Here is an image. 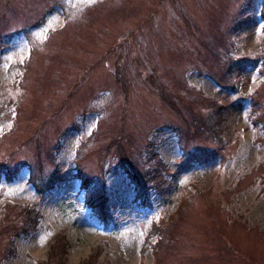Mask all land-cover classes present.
Returning a JSON list of instances; mask_svg holds the SVG:
<instances>
[{"label": "rangeland", "instance_id": "rangeland-1", "mask_svg": "<svg viewBox=\"0 0 264 264\" xmlns=\"http://www.w3.org/2000/svg\"><path fill=\"white\" fill-rule=\"evenodd\" d=\"M241 3L246 13L227 36L234 44L208 55L200 35L223 36ZM0 35V163L12 173L0 169V217L29 207L37 214L31 231L0 232V264H47L55 251L61 264H264V0H0ZM117 65L127 74L126 99ZM151 73L177 93L171 76L217 99L220 139L207 123L208 132L192 136L190 114L159 99L146 82ZM190 106L202 121L208 111ZM120 112L128 130L116 137L110 115ZM103 129L127 150L151 139L165 191L151 183L137 194L116 154L99 178ZM51 150L57 179L37 190L53 171ZM76 167L94 182L87 190ZM98 180L109 223L88 200ZM189 190L196 198L158 259L152 227Z\"/></svg>", "mask_w": 264, "mask_h": 264}, {"label": "trees", "instance_id": "trees-1", "mask_svg": "<svg viewBox=\"0 0 264 264\" xmlns=\"http://www.w3.org/2000/svg\"><path fill=\"white\" fill-rule=\"evenodd\" d=\"M246 7L244 3H241L234 13V18L232 19V25L224 32V35L221 36L219 34H211L212 37L200 35V39L198 40L202 46H205V50L207 51L208 55L213 54L214 57L217 58V55H220V51L218 50V45H233V40H227V36L231 37L233 36L235 32V24L239 23L240 20L244 14L246 13ZM216 17H212L211 23L215 21ZM185 27L189 31V33H195V30H198L197 23H191L186 17L183 18ZM133 32V31H131ZM226 37V39H225ZM2 36L0 35V39ZM2 43V41H0ZM115 47H119L115 45ZM227 49V48H226ZM114 50V48H113ZM128 55H132V52H128ZM151 58V56H150ZM229 58V57H228ZM139 61V64L141 63L140 59H137ZM218 60V59H217ZM229 59L227 60V62ZM226 63V62H225ZM227 64V63H226ZM225 65V64H224ZM229 66V65H228ZM225 69L226 74L229 73L228 70ZM23 69L27 68V64H24L22 66ZM89 70H87L88 72ZM261 73L264 75V68L261 69ZM42 74L38 71V76H41ZM115 81L117 84L120 85L121 90L123 91V98L126 99L128 94V80H127V74L124 72L123 68L118 66L116 67L114 71ZM173 86L177 89L178 93L168 84L163 82L159 77H157L154 73H151V75H148L146 78V82L149 83V86L152 90H155L157 92V95L159 99H161L166 105L177 109L176 107H182V110L188 112L189 118H191V122H186L188 129L191 130L190 134L195 137H202V134L200 133L201 130L203 132H208L209 129L213 130L212 136H215L217 139H220V134L222 131L221 124L223 123V105L220 104L217 99H214L211 96L204 95L201 91L196 89L193 86H189L187 83H185L184 80L175 78L174 76H171ZM78 83L75 84L73 88H71V93H74V90L78 86ZM118 85V88L120 90V87ZM180 93V94H179ZM199 93V94H198ZM182 95V97H181ZM183 96H185V99L187 98L188 101H185L183 99ZM254 98V97H253ZM181 105H179V104ZM195 105L196 108L200 107L199 109L203 110L206 109L208 112L207 114H203V120H206L205 122L202 120L200 121L199 116H195L192 114L190 109H195L190 105ZM64 107V104L63 106ZM198 109V110H199ZM252 115L253 118H255L257 121H262V113L261 110L258 108V106H253L252 108ZM124 112V111H123ZM202 113V112H201ZM120 117H117V115H110L112 117L111 121L109 123H119V125L116 127V137L120 135V132L123 133L127 129V123H125V114H121ZM209 124L208 128L205 124ZM107 126H111V124H108ZM125 128V129H124ZM128 130V129H127ZM112 131L108 129H103L100 134L102 135V139L97 145V148L95 149L96 156L99 158V178L104 176L105 170L107 168L106 163L109 160L111 154H116L120 159V165L123 164L128 172V174L131 177V180L134 182L135 188H137V194H139V191L144 192V187L146 189L149 187L151 183H154L156 188L159 192L163 191V186L165 184H168L166 182V179L164 178L163 174L160 175V171H156V169H159L163 167L161 164L160 159L158 158L157 153L151 152L153 150V145L151 142V139H146L144 144H138L137 142H132L130 146V150H127L125 145L123 143L122 136H120L118 139L116 137L112 140ZM115 133V132H114ZM190 135V136H191ZM148 138V137H147ZM222 142V141H220ZM220 147H223L222 143L220 144ZM53 150V149H52ZM52 150L49 154L48 152H45V156L47 158L48 163L52 166L53 171L50 173L48 178L45 180L44 183L45 186L38 187L35 186L37 190L43 191V188H53L52 181L57 179V174L59 173V170L57 169V165L54 160V156L52 154ZM217 150V149H216ZM41 151V150H39ZM187 153V154H196V155H204L206 153ZM53 156V159H52ZM187 162L192 161L191 158H187ZM0 169L1 172H4L6 176L9 177L11 171L5 167V165L1 162L0 163ZM77 168L76 176L80 180V186L82 185L83 188L88 189L89 186L94 185V182L92 178H89L87 176L82 177L79 168ZM3 170V171H2ZM31 182L34 183V180L32 177H30ZM44 182V181H43ZM99 183H95V185L98 187L94 191V193H89V202L93 209H95L96 214L104 221L109 223L112 220V215L107 211L106 209V198L103 196V192L101 191L103 187V182L98 180ZM35 185V183H34ZM52 185V186H51ZM143 191H142V190ZM165 191V189H164ZM96 192V193H95ZM197 192L189 190L186 192L185 195L182 196L180 199V204L178 205V208L176 211L169 216L166 220H163L161 222H157L152 227V237L156 236V240L154 241V244L152 245V249L154 250V253L156 254L157 258L159 259L163 253L167 250V240L170 236V232L172 231V228L178 223L180 220L182 213L188 209L190 204L195 200L194 198ZM9 215V220H6L5 217H0V232L5 233L8 232V229H13L14 233L19 232H28L33 229V227L36 225V215L34 214V208L29 207L28 209H19L17 211L16 209L13 210ZM11 216V217H10ZM35 216V217H34ZM15 217L13 220L11 218ZM60 252H54L51 256L50 261H48L47 264H61V260L58 258V255ZM150 264V263H149ZM154 264V263H152Z\"/></svg>", "mask_w": 264, "mask_h": 264}]
</instances>
